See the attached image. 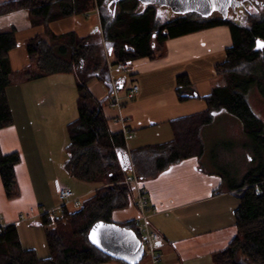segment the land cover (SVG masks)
I'll list each match as a JSON object with an SVG mask.
<instances>
[{"label": "trees", "instance_id": "trees-1", "mask_svg": "<svg viewBox=\"0 0 264 264\" xmlns=\"http://www.w3.org/2000/svg\"><path fill=\"white\" fill-rule=\"evenodd\" d=\"M112 1L12 0L0 4V17L25 10L32 26L45 31L44 35L27 43L29 65L20 71L13 70L9 57L18 46L16 32L0 34V130L14 123L7 89L16 80L38 81L54 75L73 74L78 93V116L67 126L69 158L65 170L74 179L96 185V191L83 201L78 211L70 212L67 208L57 217L56 228H49V222L41 219L50 250L47 259H39L34 251L23 249L15 225L0 224V264H125L94 242L90 233L96 223H112L115 212L129 209L132 191L125 183L129 176L127 170L142 182L155 179L183 160L201 157L204 151L201 129L212 124L219 111L237 117L245 131L252 130L258 135L264 130L263 121L254 115L244 95L249 87L256 86L264 96V47L260 46L264 44L263 10L257 7L258 12L249 14L247 22L240 25L231 18L223 19L215 14L208 19L188 14L157 25L156 14L149 13L154 6L131 0L136 3L122 15L117 14L115 4L110 6ZM141 8L144 10L140 11ZM91 9L98 11L100 39L106 45L99 42L98 32L78 37L74 33L58 36L51 31L52 23L87 14ZM155 24L158 27L153 29ZM221 26L229 28L233 41L226 61L216 66L226 86L216 87L210 95L201 97L192 89L188 76L178 77V101L202 99L207 109L170 122L172 141L129 150L125 134L109 130L103 113L105 101L92 95L90 83L98 80L112 94L113 67L154 58L162 53L169 39ZM67 52H70V59L64 57ZM20 162L18 153L5 155L0 148V177L8 200L21 196L15 172ZM230 188L240 202L235 213L237 232L224 250L214 254V263L264 264V163ZM121 227L132 230L142 240L138 221H129Z\"/></svg>", "mask_w": 264, "mask_h": 264}, {"label": "crops", "instance_id": "crops-1", "mask_svg": "<svg viewBox=\"0 0 264 264\" xmlns=\"http://www.w3.org/2000/svg\"><path fill=\"white\" fill-rule=\"evenodd\" d=\"M8 1L12 0H0V4ZM94 12L97 13L99 22L98 11L91 9L87 14L74 15L54 22L50 25V29L58 36L74 33L75 36L84 37L92 32L88 31L89 27L87 29L82 27L83 35H80L75 17L87 18ZM159 22L165 24L171 21L160 20ZM99 25H97L98 28ZM66 26L67 29H65ZM92 28L93 24L89 30ZM13 30L16 32L18 41L22 37L26 44L34 37L44 35L45 32L43 28L32 26L29 13L25 10L0 17V34ZM164 35H167V31ZM232 45L230 30L225 26L172 38L165 43L161 54L154 58H143L129 63L128 71L133 76L139 77L133 87L123 91L126 85L125 80L116 79L111 70L114 86L112 94L98 80H93L89 89L97 100L105 101L103 113L108 120L109 130L113 133H124L129 150L164 144L173 140L170 122L207 109L202 99L178 101L177 78L183 75L188 76L195 92L201 97L210 95L217 86L213 85V82L197 83L194 79L195 74L186 69L193 65L200 68L202 73L203 65L207 62L209 65L212 62L215 64L214 59L217 56L219 59L226 56L227 59V50ZM12 53L13 51L10 57ZM28 65L29 59L25 61L22 69ZM217 65L213 66L216 68ZM13 70L20 71L15 68ZM195 71L198 73L197 70ZM27 82L30 81L16 80L7 89V97L15 122L11 127L0 130V148L5 155L18 153L22 158L16 168L21 196L16 200H8L0 177V215L3 217L0 224L15 225L23 249L34 251L39 259H47L50 256V250L47 245L46 228L42 226L41 219L39 217L30 220L20 218L31 209H36L38 214L40 208L52 210L59 206L53 199L52 191L55 181L60 182V180L57 178L53 180V183L47 179L42 183L39 180L35 182L26 160L25 141L32 136L31 134L38 131L34 120L41 124L46 119L39 108L38 98L31 101L25 97V93L23 94V86ZM218 85V87L226 86L223 77L218 81ZM134 87H138L139 92L131 96L130 91ZM115 94L119 99V106L112 103V97ZM199 101L204 103L199 104ZM15 107L19 108V113ZM60 111L63 113V108ZM241 129L245 132L243 127ZM38 162L40 167H44L41 159ZM61 169L65 171L64 164L61 165ZM140 188L148 198L145 213L147 226L159 235V238L153 241V248L155 253L161 256V264H215L214 254L224 250L236 236L235 213L240 202L233 195L231 188L225 187V180L221 174L202 169L200 157L183 160L159 174L155 179L140 182ZM93 192L94 190H89V194ZM142 218L137 202L132 201L129 209L115 212L112 221L116 223L141 221ZM146 264H151L150 258Z\"/></svg>", "mask_w": 264, "mask_h": 264}, {"label": "rangeland", "instance_id": "rangeland-1", "mask_svg": "<svg viewBox=\"0 0 264 264\" xmlns=\"http://www.w3.org/2000/svg\"><path fill=\"white\" fill-rule=\"evenodd\" d=\"M260 1V5L256 7H253L249 3L245 4L244 8L237 10V14L231 13L229 14L228 18H231V20L237 25H240L244 22L246 23L249 14L258 12L256 9L257 7H259V10L264 11L262 6L264 0ZM134 3L136 2L129 0L118 4L116 7L117 14L120 13L123 15L124 12L130 11L127 9L131 8ZM149 13L156 14L155 22L157 25L160 24V20L168 22L177 17V15H175L171 9L166 7H152L149 10ZM97 17L98 15L96 12L93 14L90 13V16L87 18L82 16L75 17L78 33L83 35L82 27L85 29L89 27L88 31L93 33L95 29L98 28L97 25H99ZM94 23L96 25H94ZM92 24L93 28L89 30ZM157 25L154 26L153 29H156V27H158ZM65 29H67V26ZM99 30L97 31L99 37L98 40L99 42L101 41L102 44L106 45L100 39L101 34L99 33ZM90 34H87L84 37ZM26 46L27 44L25 43L24 38L21 37V39L18 41L17 48L13 50L12 57H10L9 54L13 68L19 70L23 68L25 61L28 59ZM64 57L66 59H70V52H67ZM225 60L226 56L221 59H219L217 56V58L214 59L215 64H213V62L211 63L212 66L211 64L209 65V62L203 65L202 73L199 70L200 68H196V66L193 65L188 66L186 70H190V72L195 74L194 79L197 81V83L208 84V82H213V85L218 87V81L222 77L217 74L216 68L213 65L221 64ZM194 69L197 70L198 73L200 72V74L198 75ZM112 71V74L116 79L125 80L126 85L123 91L133 87V85L139 79V77L133 76L130 71H122L119 70L118 67H113ZM23 89L24 92H22L23 94L25 93V97L27 99L32 101L33 99L38 98L39 108L46 117V119L41 124H39L37 120H34V125L38 131L34 132V134H31L32 136L27 138L25 141V147L27 148L26 160L30 172L32 173V178L35 182L39 180L41 183L44 182L45 179H47V181L50 183H53V180L58 178L61 185L70 189L74 195V198L78 199V204L75 205L73 203L68 205V210L70 212L78 211L83 201L96 191V185L74 179L68 174L66 170L64 171L61 169V165H65L68 159L67 147L69 145V135L67 132V126L69 123L76 120L78 116V93L75 79L73 75L69 74L56 75L55 77H47L39 81L27 82L23 86ZM244 95L254 115L264 123V96L262 93H260V90L256 86H252L244 92ZM201 103L204 102L199 101V104ZM62 108L64 110L63 113L60 111ZM15 109L17 110V113H19V108L15 107ZM14 116L16 117V114H14ZM241 128L242 122L237 117L227 112L219 111L215 113L213 123L201 129L200 139L204 148L203 154L200 157L202 169L205 171L221 174L225 180V187H230L232 184L241 182L242 178L247 173L258 169L260 163H264V140L259 138H264V130L261 134L257 135L254 134L252 130L244 132ZM39 159L44 162V167H40V163L38 162ZM15 172L17 176V169H15ZM127 174H129V176L134 175L130 169L127 170ZM17 182L20 188L18 177ZM128 186L132 191L130 198L131 202H137L139 207L138 192L133 189L132 186ZM54 190L55 188H53L52 191L53 199L55 203L59 205V208L61 205H63V203L61 204V202H59L60 200H58L59 198L57 197V194ZM89 190H94V192L89 194ZM58 208H56V215L57 217H60L61 213L59 212ZM44 209L49 210V208ZM139 209L141 212V208ZM33 210L36 212V209ZM41 210L42 208L39 209V211ZM2 219L3 217L0 215V222ZM112 223H115L119 226H124L127 222L125 221L116 223L115 221H112ZM48 227L53 229L56 228L57 222L55 225ZM138 227L141 231L142 237L145 236V221L143 219L138 221ZM149 258L150 255L146 254L139 264H146Z\"/></svg>", "mask_w": 264, "mask_h": 264}, {"label": "water", "instance_id": "water-1", "mask_svg": "<svg viewBox=\"0 0 264 264\" xmlns=\"http://www.w3.org/2000/svg\"><path fill=\"white\" fill-rule=\"evenodd\" d=\"M125 0H113L110 3L117 4ZM144 6L166 7L176 15L185 16L188 14H197L204 19L212 17L218 13L223 19H227L229 11H235L244 6L248 0H137ZM96 28L93 33H96ZM121 166L124 165L120 158ZM126 169V166H123ZM90 235L97 241L115 260L125 264H139L144 258V248L138 236L129 229L123 228L115 223H96Z\"/></svg>", "mask_w": 264, "mask_h": 264}, {"label": "built area", "instance_id": "built-area-1", "mask_svg": "<svg viewBox=\"0 0 264 264\" xmlns=\"http://www.w3.org/2000/svg\"><path fill=\"white\" fill-rule=\"evenodd\" d=\"M118 69L122 71H128L129 63L121 64L120 66H118ZM138 92L139 88L134 87L130 91V94L131 96H135L136 94H138ZM112 103L119 106V99L116 94L112 97ZM125 183L132 186L133 189H135L139 194V208H141V215L143 216L142 219L145 221V236L142 237V244L144 246L145 255H150L151 264H161V256L159 254H156L153 248V241L158 239L159 235L151 231L147 226V217L145 213L148 206V198L146 196V193L140 188V181L136 178L135 175L127 176ZM54 188L61 204L63 203V205L58 208L60 213H63L64 210L68 208V205H71L73 203L75 205L78 204V199L74 198L73 193L70 190L64 188L58 180L55 181ZM56 211L57 209L46 210L42 208V210L37 214L35 210L31 209L30 212L22 214L20 218L22 220H30L37 217H39L40 219L45 218L49 222V226H53L56 224Z\"/></svg>", "mask_w": 264, "mask_h": 264}, {"label": "flooded vegetation", "instance_id": "flooded-vegetation-1", "mask_svg": "<svg viewBox=\"0 0 264 264\" xmlns=\"http://www.w3.org/2000/svg\"><path fill=\"white\" fill-rule=\"evenodd\" d=\"M247 3H249L250 5H252L253 7H256V6H259L260 5V3H261V1L260 0H248V1H246L245 3H244V6H245V4H247ZM244 6L243 7H240V8H237L235 11H233L232 9H230V11H229V14H237V10H239V9H241V8H244ZM215 15H220V14H218V13H216ZM221 16V15H220Z\"/></svg>", "mask_w": 264, "mask_h": 264}, {"label": "snow or ice", "instance_id": "snow-or-ice-1", "mask_svg": "<svg viewBox=\"0 0 264 264\" xmlns=\"http://www.w3.org/2000/svg\"><path fill=\"white\" fill-rule=\"evenodd\" d=\"M261 47H264V44L260 45ZM94 242L99 243V241L94 239Z\"/></svg>", "mask_w": 264, "mask_h": 264}]
</instances>
